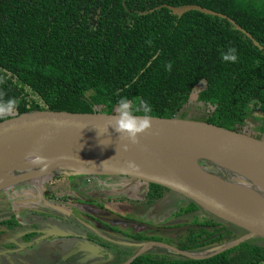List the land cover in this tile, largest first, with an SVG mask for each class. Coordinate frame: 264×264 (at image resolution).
<instances>
[{
    "label": "trees",
    "instance_id": "obj_1",
    "mask_svg": "<svg viewBox=\"0 0 264 264\" xmlns=\"http://www.w3.org/2000/svg\"><path fill=\"white\" fill-rule=\"evenodd\" d=\"M184 4L226 17L197 10L178 16L167 8ZM229 47L237 51L235 63L220 58ZM0 79V97L18 101L4 119L44 107L115 113L121 96L147 101L151 116L173 117L194 92L196 100L209 108L203 121L238 130L258 118L255 135L260 136L264 0H0ZM167 191L146 183V203ZM185 201L179 212L201 210L205 217L187 224L177 249L210 252L238 237L193 201ZM0 223L17 225L13 219ZM30 233L34 234L23 238ZM126 238L157 240L140 233ZM169 252L146 251L129 264H264V247L246 240L200 259Z\"/></svg>",
    "mask_w": 264,
    "mask_h": 264
},
{
    "label": "water",
    "instance_id": "obj_2",
    "mask_svg": "<svg viewBox=\"0 0 264 264\" xmlns=\"http://www.w3.org/2000/svg\"><path fill=\"white\" fill-rule=\"evenodd\" d=\"M167 8L178 16L188 10H197L226 17L222 13L196 4L167 5ZM113 115L114 113L101 111L77 112L48 107L14 114L0 121V159L9 154L32 149H40L35 152L50 151L58 146L107 149L132 162L136 170L128 168V164L115 165L111 162H107L109 164H106V167L64 168L77 173L124 176L145 183L158 184L193 201L238 233V237L230 242L210 252L200 253L183 251L157 241H146L121 264H129L136 256L143 253L149 244L165 247L192 259L209 257L243 240L264 247V208L245 193L244 189L249 187L243 184L244 181L231 180L224 169L246 179L248 177L210 158L201 146V144L208 147L217 145L245 155L258 153L264 158L262 136L220 127L203 120H191L179 116H151L150 126L137 134V142L133 144L113 129L115 127ZM124 146H127L126 150ZM212 164L217 165L224 173L216 171ZM54 167L63 168L60 166L51 168ZM35 172L33 175L47 171ZM24 174L30 176L29 173ZM62 174L68 175V173ZM19 176L1 182L0 189L27 178H17ZM49 235L68 236V234L52 232Z\"/></svg>",
    "mask_w": 264,
    "mask_h": 264
},
{
    "label": "rangeland",
    "instance_id": "obj_3",
    "mask_svg": "<svg viewBox=\"0 0 264 264\" xmlns=\"http://www.w3.org/2000/svg\"><path fill=\"white\" fill-rule=\"evenodd\" d=\"M208 112L209 108L205 104L199 103L193 92L176 116L191 120H203ZM258 122V118L253 121L252 119L248 120L238 130L255 135L257 133L255 126ZM260 136L264 138V133H260ZM31 161L23 167L15 165L0 170V183L24 173L31 175L25 180L0 189V219L17 221V225L12 228L7 225L4 227L0 223V264H109L114 260H125L143 243L124 238L127 234L150 235L156 238V241L173 247L186 229L183 227L181 230L184 225H180V227L179 224H184L182 221L202 218L201 212L178 217L172 215L175 211L172 198L177 194L176 192H165L161 199L153 202L149 207L144 204L145 211L148 213L146 216L144 209L141 208L144 207L141 206V201L144 200L146 189V183L143 181L124 176L77 173L59 167L33 176V172L40 169L43 164ZM224 172L231 180L244 181V185L256 189L255 192L264 197V190L256 188L249 179L230 170L224 169ZM61 173H68V177H71L67 180L65 177L57 178ZM238 173L244 174V172ZM47 181L55 185L48 186L46 185ZM69 187L73 190H70ZM46 189H55V192L48 194ZM75 190L81 191L82 195H74L73 191L75 192ZM66 192H68L67 195ZM64 196L70 199L74 197H120L121 199L104 201L107 206V208L104 207V211L94 208L93 202L95 201L92 199H87L86 202L79 199L78 203L81 206H78V211L73 208L77 206L74 205L77 203L69 202L67 205L61 201L62 198H65ZM41 200L44 204L41 203ZM50 204L53 206L51 207ZM62 210H67L68 214L62 213ZM81 211L91 216L82 217ZM49 215L53 217L50 218V222L46 219L49 218ZM77 218L85 224H90L94 220L95 223L90 226L98 227L100 230L95 232L106 238L105 241L96 235L97 241L104 243L103 247L96 244V241L95 244L90 245L91 248L80 245L88 234L89 236L92 234L88 233L86 228L75 224V222L78 223ZM178 222L180 223L176 224ZM30 229L34 234L30 233L31 236L23 238ZM51 232L68 234L70 237L54 239L55 237L49 235ZM77 236H79L78 240L73 242L72 237ZM154 246L153 244L147 245L146 251H153ZM167 252L168 250L163 251V253Z\"/></svg>",
    "mask_w": 264,
    "mask_h": 264
},
{
    "label": "bare ground",
    "instance_id": "obj_4",
    "mask_svg": "<svg viewBox=\"0 0 264 264\" xmlns=\"http://www.w3.org/2000/svg\"><path fill=\"white\" fill-rule=\"evenodd\" d=\"M201 146L205 151L204 153L210 158L236 172H244L243 175L251 179L256 188L264 190V158L258 153L245 155L217 145L208 147L201 144ZM62 147L63 146H58L53 148L54 150L45 152H35L40 149H32L27 152L6 155V157L0 159V170L15 165H21L23 167L36 156L42 158V163L40 164H43V167L40 171L35 173L45 170L48 171L53 166H60L63 168H95L102 166L106 167V164H109L107 162H111V164L115 163V165H127L129 163L125 158L103 148H89L84 146ZM27 176L28 174H22L17 178H24ZM12 180H15V178H12ZM244 191L253 201L264 208V198L255 192L256 189L246 188Z\"/></svg>",
    "mask_w": 264,
    "mask_h": 264
},
{
    "label": "clouds",
    "instance_id": "obj_5",
    "mask_svg": "<svg viewBox=\"0 0 264 264\" xmlns=\"http://www.w3.org/2000/svg\"><path fill=\"white\" fill-rule=\"evenodd\" d=\"M222 61L235 63L238 60V54L234 47H229L225 53L221 54ZM3 80L0 79V83ZM18 106V101L15 98L3 99L0 97V120L12 114ZM151 106L143 99H129L126 96H121L115 107V113L112 117L117 133L124 135L128 141L135 144L137 142V134L143 132L150 126ZM127 146H124L126 150ZM32 163H42V158L36 156L31 161ZM128 168L133 171L136 166L128 163Z\"/></svg>",
    "mask_w": 264,
    "mask_h": 264
},
{
    "label": "flooded vegetation",
    "instance_id": "obj_6",
    "mask_svg": "<svg viewBox=\"0 0 264 264\" xmlns=\"http://www.w3.org/2000/svg\"><path fill=\"white\" fill-rule=\"evenodd\" d=\"M66 179H68V178H66ZM48 186H51V184L50 185H48ZM73 186V185H72ZM69 189L70 190H73L71 187H69ZM168 192V191H167ZM66 195L68 194V192H66L65 193ZM73 194L74 195H76V194H80V195H82V192L81 191H76L75 190V192L73 191ZM165 194V193H164ZM65 195V196H66ZM64 196V197H65ZM163 197V196H162ZM161 197V198H162ZM66 198V197H65ZM64 198V199H65ZM84 198H86V199H84ZM84 198H77V197H74L73 199H70L69 197H67L66 198V200H64L63 198L61 199V201H63V202H65V204H67L68 205V203L70 202H75V203H77V204H74V205H77L76 207H73V208H76L78 211H79V209H78V206H81L79 203H78V200L79 199H83V202H86L87 201V199H92V200H94L95 202H93V207L94 208H97L98 210H102V211H104V207H106L107 208V206L105 205V202L104 201H116L117 199L119 200V199H121L120 197H107V198H105V197H103V198H99V197H84ZM160 198V199H161ZM70 199V200H69ZM75 199H77V200H75ZM144 200L143 201H141V206H144V204H147V206L149 207L150 205H152L151 203L149 204V203H146V199H145V197L143 198ZM50 200H52V198H50ZM159 200V199H158ZM172 200H173V202H174V205H175V211L172 213V215H175V217H178V216H180V215H188V214H196V213H202V218L203 217H205V214L201 211V210H192V211H189V212H186V213H181V212H179L180 210H179V208H180V206L181 205H184L185 203H186V199L183 197H181V195L179 196L178 195V193L177 194H175L174 195V198H172ZM171 200V201H172ZM157 201V200H156ZM170 201V202H171ZM172 202V203H173ZM71 205V204H70ZM50 206L52 207L53 206V204H50ZM84 206V205H83ZM141 208H143L144 209V214L146 215V216H148V213H147V211H145L146 209H145V206L144 207H141ZM56 210H58L57 208H56ZM59 211V210H58ZM62 213H64V214H68V212H67V210H62L61 211ZM81 213H82V217H84V216H91V215H89L88 213H86V212H84V211H81ZM70 216H72V215H70ZM45 218H46V216H45ZM50 218H53V217H51V215H49V218H46L49 222H50ZM1 220V219H0ZM77 221H78V223H76L75 222V224H78V226H81V227H84V228H86V230H87V232L88 233H90V234H92L91 236H89V234L87 235V237L84 239V241H82L81 242V244L80 245H82L83 247H90V245L91 244H95V241H96V244L98 243H103L102 241H97L98 240V238H97V236L96 235H98V236H100L101 238H103L105 241H106V238H104V237H102L101 235H99V234H97V232H95V231H98V230H100L98 227H96V226H90V225H93L95 222H94V220L92 221V223H90V224H85L83 221H81V220H79L78 218H77ZM184 224H182V223H180V222H178V223H176V224H179V226L181 225H184V226H180L181 227V230L183 229V227H186V229H187V227H188V223L190 222V221H182ZM43 224H45V223H43ZM99 224H102V223H99ZM176 224H174V225H176ZM2 225V224H1ZM89 225V227H86V226H88ZM103 225V224H102ZM104 227H107V226H105V225H103ZM172 227H173V225H172ZM174 227H178V226H174ZM108 228V227H107ZM92 229V230H91ZM168 229H170V228H168ZM186 229L184 230V231H186ZM32 231V229H30L28 232H31ZM28 232H26V233H28ZM182 234V233H181ZM145 235V234H144ZM146 236H150V235H146ZM68 237H70V236H68ZM124 237V236H123ZM151 237H153V236H151ZM73 238V242H75L74 240H78V238H79V236H77V237H72ZM124 238H126V237H124ZM92 239V240H91ZM128 239V238H127ZM130 240V239H129ZM132 241V240H131ZM147 241H156V240H147ZM178 241V240H177ZM158 242V241H157ZM177 243V242H176ZM175 243V244H176ZM175 244H174V246L173 247H175ZM77 245L78 246H80L78 243H77ZM99 246H101V245H99ZM147 249V248H146ZM167 248H165V247H162V246H159V245H155L154 247H153V251H150L151 253H158V254H163V251L165 250V251H167L168 250V252L167 253H170L169 251H172V250H169V249H167ZM144 252H146V250L144 251ZM173 252V251H172ZM106 257V256H105Z\"/></svg>",
    "mask_w": 264,
    "mask_h": 264
},
{
    "label": "crops",
    "instance_id": "obj_7",
    "mask_svg": "<svg viewBox=\"0 0 264 264\" xmlns=\"http://www.w3.org/2000/svg\"><path fill=\"white\" fill-rule=\"evenodd\" d=\"M65 180H67V179H65ZM48 182V181H47ZM50 183L48 182V183H46V185H49ZM52 184H54V183H51V185ZM61 184H63V183H61ZM55 185V184H54ZM47 190V193L49 194V193H54L55 192V189H46ZM53 196H55V195H53ZM41 203L42 204H44L43 203V200H41ZM2 226H4V225H2ZM5 227V226H4ZM60 238H62V237H60ZM64 238H67V237H64ZM54 239H59V237H55Z\"/></svg>",
    "mask_w": 264,
    "mask_h": 264
}]
</instances>
